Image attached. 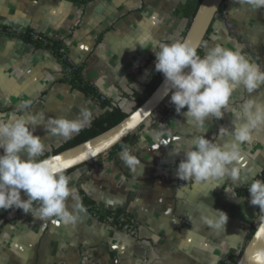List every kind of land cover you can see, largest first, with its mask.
<instances>
[{
	"label": "crops",
	"instance_id": "1",
	"mask_svg": "<svg viewBox=\"0 0 264 264\" xmlns=\"http://www.w3.org/2000/svg\"><path fill=\"white\" fill-rule=\"evenodd\" d=\"M187 2L0 0V115L25 114L21 109L25 99L34 102L28 112L42 111L46 119H75L87 107L93 120L105 110L64 80V67L51 49L6 31L58 39L70 62L81 67L83 79L110 104L128 110L131 94L142 90L153 69L152 48L172 38L182 40L189 26L182 15ZM205 43L241 51L264 68V9L225 0L200 55L206 51ZM253 95L264 102V87ZM247 97V92L236 91L232 108ZM184 111L177 113L174 107L168 116L155 112L134 132L135 143L129 148L141 161L136 171L122 163L123 151H118L115 160L102 158L68 174L78 197L68 201L70 208L80 204L81 190L98 208L134 217V228L101 222L81 204L84 211L67 226L16 209L0 219L4 237L0 264H218L228 254L242 251L257 215L250 194L240 191L264 171V127L254 130L252 141L241 146L237 180L225 177L194 184L176 176L184 153H170L197 135L219 140L221 128L232 129L234 116L229 110L222 120L213 118L197 129ZM34 135L44 140L45 153L67 140L47 135L43 125L36 126ZM217 210L227 214L224 229L214 230L201 220L216 217Z\"/></svg>",
	"mask_w": 264,
	"mask_h": 264
},
{
	"label": "clouds",
	"instance_id": "2",
	"mask_svg": "<svg viewBox=\"0 0 264 264\" xmlns=\"http://www.w3.org/2000/svg\"><path fill=\"white\" fill-rule=\"evenodd\" d=\"M250 9H264V0H238ZM203 55L187 40L172 38L152 48L155 71L164 77V95H170L175 111H184L187 121L203 129L211 119L222 120L225 113L233 112L232 129L221 128L219 140L197 135L187 146L173 149L171 155L184 153L176 176L194 184L221 181L225 177L237 180L240 171L241 146L250 143L253 132L264 127V102L254 93L264 87V68L241 51L222 44L208 46ZM158 49V50H157ZM247 92L248 97L236 108L231 101L236 91ZM32 99L21 102L23 115H0V210L21 209L41 221L54 219L65 226L74 225L84 209L79 203L70 208L68 201H77L75 189L66 175L67 165L43 158L46 145L34 135L37 125H43L47 135L70 139L93 118L85 107L75 119L66 116L45 118L44 112H28ZM225 136L231 137L224 140ZM122 163L136 171L141 161L130 150L121 153ZM23 195L26 197L22 198ZM250 203L259 206L257 230L253 239L264 240V178L253 179L247 188ZM70 198V199H69ZM216 217L203 216L201 220L214 230L224 229L227 214L217 210ZM7 234L5 233V236ZM4 237H0V240ZM248 264H264V247L256 248L247 256Z\"/></svg>",
	"mask_w": 264,
	"mask_h": 264
},
{
	"label": "trees",
	"instance_id": "3",
	"mask_svg": "<svg viewBox=\"0 0 264 264\" xmlns=\"http://www.w3.org/2000/svg\"><path fill=\"white\" fill-rule=\"evenodd\" d=\"M76 1V0H72ZM225 1V0H224ZM223 1V3H224ZM201 0H188V2L185 4L182 15L188 19L189 24L191 20L193 19L198 6L200 4ZM223 3L221 4L216 16L220 14L223 10ZM215 16V17H216ZM215 18L213 19L214 22ZM212 22V24H213ZM212 24L206 34L205 40L208 38L209 32L211 30ZM189 27V26H188ZM6 31V30H5ZM9 34H13L16 36H19L25 40L32 41L36 46H42L51 49L54 54L59 58L61 61L64 70H65V78L64 80L67 81L73 89L79 90L86 94L87 96L98 100L102 107L105 109L104 112L99 115L98 117L94 118L88 128L82 129L80 132H78L75 136H72L70 139H67L62 145L59 147L52 149L44 154V157H41V159L49 157L51 155H54L64 149H67L69 147H72L78 143H81L105 130L108 128L114 126L118 122H120L123 118H125L129 113H131L133 110H135L142 102H144L147 97L153 92V90L158 86L160 81L163 79L162 73L155 71V63L153 65V69L149 74L147 82L144 84L142 90L133 92L131 94L133 100L131 102V105L128 110H123L119 106H114L110 104V102L104 98L102 99V95L96 91V89L89 84L87 81H85L81 74V67L75 66L72 63L68 62L61 54L58 53V50L60 48L59 43H52L49 45H42L38 41H34L32 39L31 33L26 32H12V31H6ZM198 54L201 52V48L198 50ZM171 95V93H170ZM170 95L164 100V102L158 107V109L155 112H161L163 116H167L168 114H171L173 112L174 107L169 102L170 101ZM154 112V113H155ZM153 113V114H154ZM152 114V115H153ZM152 115L150 117H152ZM149 119V118H148ZM144 124V123H143ZM143 124L138 128L140 129ZM137 129V130H138ZM134 139V133L123 139L120 143L116 144L111 150L105 152L104 154L100 155L99 157L95 158L94 160L90 161L94 162L102 158H106L107 160H115L116 154L118 151H120L122 148L126 147H132L135 143ZM88 164V163H86ZM86 164L80 165L78 167L72 168L70 170L66 171V175L70 174L72 171L80 168L81 166H84ZM257 178H264V171H262L259 175H257ZM241 194H246L247 188H244L242 191H240ZM78 195L80 198V204L93 216H95L99 221L101 222H107L111 224L112 226L122 229L126 227L127 229L134 228V223L130 221L129 217L125 214H123L120 210L110 211V210H103L96 206L95 202L87 197L83 191L79 190ZM22 198H25L22 192ZM16 209H8V210H0V219L5 218L9 213L14 211ZM23 212V211H21ZM256 228H253L248 238L250 239L253 235ZM242 254V251H240L238 254L230 253L228 254L223 260H221L218 264H237L240 256Z\"/></svg>",
	"mask_w": 264,
	"mask_h": 264
},
{
	"label": "water",
	"instance_id": "4",
	"mask_svg": "<svg viewBox=\"0 0 264 264\" xmlns=\"http://www.w3.org/2000/svg\"><path fill=\"white\" fill-rule=\"evenodd\" d=\"M224 0H201L182 40H187L197 50L205 40L206 34ZM170 95H164V77L153 92L135 110L107 130L72 147L64 149L50 158L53 163L67 165L66 171L89 163L116 144L134 133L158 109ZM255 229L254 233L256 232ZM253 233V234H254ZM264 247V240H248L237 264H248L247 256L256 248Z\"/></svg>",
	"mask_w": 264,
	"mask_h": 264
},
{
	"label": "built area",
	"instance_id": "5",
	"mask_svg": "<svg viewBox=\"0 0 264 264\" xmlns=\"http://www.w3.org/2000/svg\"><path fill=\"white\" fill-rule=\"evenodd\" d=\"M31 36H32V39L34 41H38L42 45H49V44H52V43H55V42L56 43H59L61 46H60V48L58 50V53L61 54L68 62H70V60H69V58H68V56L66 54V50H65L63 44H61V42L58 39H56V38H49V37L43 36V35H41L39 33H31ZM104 98L105 97L102 96V99H104ZM124 150H130V148L129 147L122 148L120 151H124ZM129 219H130L131 222H133V223L135 222L134 217H129Z\"/></svg>",
	"mask_w": 264,
	"mask_h": 264
},
{
	"label": "rangeland",
	"instance_id": "6",
	"mask_svg": "<svg viewBox=\"0 0 264 264\" xmlns=\"http://www.w3.org/2000/svg\"><path fill=\"white\" fill-rule=\"evenodd\" d=\"M203 44V43H202ZM202 46V45H201ZM201 48V47H200ZM260 211V209H259V206H256V215H257V218H256V221L254 222V228H257V226H258V224H257V221H258V217L261 215V213L259 212ZM248 240H249V238H248ZM248 240H247V242H248ZM247 242H246V244H247ZM246 244H245V246H246ZM244 246V247H245ZM244 247H243V249H244ZM243 249H242V251H243ZM236 254H238V253H236Z\"/></svg>",
	"mask_w": 264,
	"mask_h": 264
}]
</instances>
